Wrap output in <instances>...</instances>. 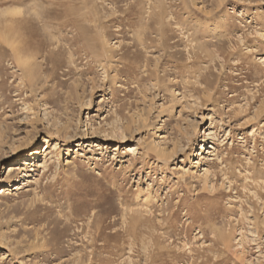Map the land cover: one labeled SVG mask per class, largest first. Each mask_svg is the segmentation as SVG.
<instances>
[{
  "label": "rangeland",
  "instance_id": "374dc122",
  "mask_svg": "<svg viewBox=\"0 0 264 264\" xmlns=\"http://www.w3.org/2000/svg\"><path fill=\"white\" fill-rule=\"evenodd\" d=\"M0 264H264V0H0Z\"/></svg>",
  "mask_w": 264,
  "mask_h": 264
},
{
  "label": "bare ground",
  "instance_id": "6f19581e",
  "mask_svg": "<svg viewBox=\"0 0 264 264\" xmlns=\"http://www.w3.org/2000/svg\"><path fill=\"white\" fill-rule=\"evenodd\" d=\"M208 148V147H207ZM206 147H204L203 145H200V149L202 151H206L207 153L210 152V151H207ZM210 148H212V146H210ZM48 150V146H46L44 149H43V152L46 153V151ZM39 152L37 150H32L30 152H27V155L25 156V158H20V159H17V160H14L12 161L10 164H8L6 166L5 169L6 170V176H11L12 174H14L18 169L21 170V172H23V175L24 177H26L28 175L27 173V169H31L34 165V155H38ZM199 154H202V153H199ZM33 155V157H32ZM45 166V161H43V167ZM28 182V178H24L22 179V182L23 184H26ZM27 185V184H26ZM20 187H16V189H19ZM21 189V188H20Z\"/></svg>",
  "mask_w": 264,
  "mask_h": 264
}]
</instances>
